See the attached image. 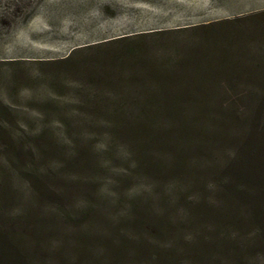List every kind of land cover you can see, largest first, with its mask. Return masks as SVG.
Instances as JSON below:
<instances>
[{
  "label": "rangeland",
  "instance_id": "rangeland-1",
  "mask_svg": "<svg viewBox=\"0 0 264 264\" xmlns=\"http://www.w3.org/2000/svg\"><path fill=\"white\" fill-rule=\"evenodd\" d=\"M228 1L0 0V226L15 246L31 248L17 236L21 221L41 247H66V264H92L83 256L96 253V264H145L149 246L158 251L154 221L126 214L146 183L132 176L113 187L123 166H100L109 156L105 111L119 96L160 89L133 78L157 80L161 61L264 56V9L221 13L264 0ZM217 21L225 23L193 30ZM118 232L142 251L108 246Z\"/></svg>",
  "mask_w": 264,
  "mask_h": 264
},
{
  "label": "trees",
  "instance_id": "trees-1",
  "mask_svg": "<svg viewBox=\"0 0 264 264\" xmlns=\"http://www.w3.org/2000/svg\"><path fill=\"white\" fill-rule=\"evenodd\" d=\"M227 52L207 63L193 57L161 61L158 81L133 78L138 86L160 89L119 96L105 111L109 156L100 166H123L113 187L132 176L147 185L126 212L129 221L143 213L156 225L158 251L153 254L150 245L145 264H264V56L230 64ZM107 99L97 102L96 113ZM18 222L17 236L31 248L15 246L0 226V264H66L65 246L41 247ZM116 241L123 255L128 247L137 253L143 248L120 232L107 245ZM96 255L83 258L96 264L102 259Z\"/></svg>",
  "mask_w": 264,
  "mask_h": 264
},
{
  "label": "crops",
  "instance_id": "crops-1",
  "mask_svg": "<svg viewBox=\"0 0 264 264\" xmlns=\"http://www.w3.org/2000/svg\"><path fill=\"white\" fill-rule=\"evenodd\" d=\"M232 1L228 0H202V3L208 7H220L222 5H228V3H231ZM233 6H227L226 8H223L221 10V13L224 15L222 17L223 19H228L230 15L233 14H250L258 12L261 9H264V3L262 5H259L256 1H252L250 4H248L244 9L241 8V6L232 4Z\"/></svg>",
  "mask_w": 264,
  "mask_h": 264
}]
</instances>
